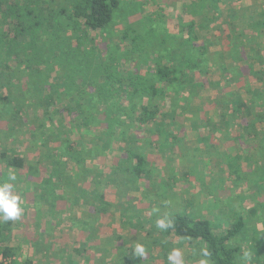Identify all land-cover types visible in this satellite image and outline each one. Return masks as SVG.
I'll list each match as a JSON object with an SVG mask.
<instances>
[{
    "label": "trees",
    "instance_id": "16d2710c",
    "mask_svg": "<svg viewBox=\"0 0 264 264\" xmlns=\"http://www.w3.org/2000/svg\"><path fill=\"white\" fill-rule=\"evenodd\" d=\"M218 2L195 0L186 7L207 27L214 18L208 16L209 12L215 9ZM67 3L66 7L56 9L50 7L48 0H0V116L6 112L10 121L19 109L22 111L29 104L34 105L32 108L36 112L39 106L42 107L50 120L54 119V113H59V120L56 124L53 122L59 131L52 136L59 145L56 150H50L48 162L43 161L44 165H50V169L42 175V170L38 172L41 161L27 166L29 177H37H31L34 182H30L32 188L28 202L39 213L42 207L37 206L41 201L47 207L46 214L55 218L61 212L65 213V205L68 206L66 213L72 211L75 216L78 204H87V209L79 211L81 218L76 219V225L82 226L79 233L86 231L91 237L95 236L96 230L93 227L96 214L91 209L97 210L98 219L101 218V213L106 212L105 194L100 188H87L84 183L79 189L77 180L62 173V170L74 162L83 171L87 159H91L89 157L94 152L101 155L102 151H106L117 133L118 139L127 145L123 146V156L113 166L114 172L118 175L119 170L126 169V176L135 184L141 179L151 183L152 169H148L145 155L133 146V140L128 141V130L132 131V126L128 124L137 123L139 127H144L153 120L154 127L148 132L157 139L161 136L167 140L170 132L165 130L162 121L156 120L159 106L153 100L166 93H171L178 102L192 100L205 84L197 77L207 72L203 65L208 45L195 33L197 24L192 19L184 22L181 14L176 32H169L163 23H157L159 29L154 32L158 33L157 39L152 36L137 41L138 32L132 34L128 24L120 32H113L112 26L118 18L115 16L121 11L120 0H67ZM202 9L207 11L200 14ZM137 11V6L131 5L129 13ZM254 23L258 28H264V14L258 15ZM147 28H150L149 24ZM92 31L105 32L104 56L96 45L84 46ZM111 35L129 39V47L123 50L112 48L107 43ZM97 51L100 57L95 61ZM260 61L264 59L260 58ZM23 77L28 79L26 89ZM17 78L19 82L15 85ZM44 84H49L46 93L42 89ZM65 99L70 102L69 105L54 107L55 103ZM223 104L228 106L227 109L230 107L235 116L240 114L245 117L247 114L244 118L247 131L250 129L259 135L264 154V97H256L251 104L238 95H232V99ZM66 116L72 118L71 129L78 134L75 138H70L63 130L65 125L61 124ZM258 123H262L263 127L256 130ZM92 129L99 130L100 143L92 145L91 141L89 147L83 140L86 137L84 134ZM48 130L49 134L53 133L51 126ZM0 155L8 166L24 167L21 156L12 155L7 159L6 155ZM122 161L128 163L125 169ZM131 161H135L134 164ZM230 176L233 183L240 179L236 171ZM252 212L251 207L247 214ZM164 218L170 219L173 226L161 232L183 242L196 240L198 248L195 254L207 259L208 264H264L256 245L264 243V236L257 241L252 237V241L257 243H248L247 247L242 242L248 236L247 232L264 235V230L257 228L258 221L245 217L241 212H237L235 220L223 232L215 231V224L210 219L199 218L187 209L168 213ZM2 237L0 234V252L11 256L12 249L2 246ZM203 250L209 253L207 258L202 257ZM245 253L250 255L245 257ZM22 264L33 262L27 259Z\"/></svg>",
    "mask_w": 264,
    "mask_h": 264
},
{
    "label": "rangeland",
    "instance_id": "374dc122",
    "mask_svg": "<svg viewBox=\"0 0 264 264\" xmlns=\"http://www.w3.org/2000/svg\"><path fill=\"white\" fill-rule=\"evenodd\" d=\"M48 1L50 7L56 9L68 5L67 0ZM120 1V13L123 15L119 13L115 16L119 19L116 18L117 22L112 26L113 32H120L128 24L132 34L138 32L137 41L152 36L154 40L157 39L158 33H156L157 35L154 33L159 29L157 23H163L169 32H176L179 23L178 16L181 14L184 19H187L188 15H184L186 11L183 10L184 8L182 12L179 8L178 12L175 0ZM134 4L138 11L129 13L131 5ZM249 10L250 6L243 7V15H251ZM254 13V19L251 17L246 21H240L251 24L250 32L253 33L256 40L258 27L254 20L258 15L264 14V5L258 6V11H253ZM221 17L222 13L215 12L211 21L212 29L207 33L210 38H213L211 34H215L216 37L227 34V27ZM196 19L194 17V21ZM234 19H238L236 15ZM148 24L150 28H147ZM88 36V41L84 46L90 47L94 44L103 52L102 56H104L105 32L92 31ZM129 41V39L120 38L118 35H111L107 38V43L112 48L114 46L120 50L129 47ZM261 41H264V34ZM262 51L264 52V46H262ZM99 57L97 51L94 54L95 61H98ZM197 79L207 85L205 75H201ZM27 81L28 79L23 77L24 88ZM14 82L16 85L19 82L18 78ZM42 89L46 93L49 90V84L42 85ZM210 91V86H204L192 100L186 102L175 101L176 98L171 93H166L163 97L153 100L159 106V116L156 120L160 123L162 121L166 127L165 130L170 132L171 136L167 140L161 136L157 139V136L148 132L154 127L153 120L144 127H139L137 123L135 125L128 124V126H132V131L128 130L127 133L128 141L133 140V146L139 148L146 156L148 169L156 170L152 175L154 180L152 186L146 181L147 186L146 184L138 186L129 176L127 177L128 171L125 169L127 162L122 161L124 171L119 170L118 175L114 172L113 166L121 159L123 146L127 145L126 142L118 139L117 133L107 149L108 151H102L101 155L94 152L92 157H89L91 159H87L85 162L83 171L77 168L78 164L74 162L69 163L66 169L62 170V173L77 180L79 189L83 187L84 183L87 188H100L105 194L106 212L101 213V218L98 219L97 210L90 209L92 213L96 214L93 219V227L96 229L94 235L104 236L110 246H107L105 250L100 249L96 247V244L88 242L91 240L86 231L79 233L82 226L76 225V219L81 215L79 211L87 209V204L81 203L80 206L79 203L75 216L72 211L66 213L68 206L65 205V213L61 212L55 218V216H50L51 214H46L47 207L41 201H38L39 205L37 206V203L31 198L37 207L42 208L39 213H36V210L31 208L30 202L29 219L23 214L19 218L20 221H11L14 235L16 234L19 238V240H14L16 244L14 248H11V258L19 264L27 259H34L33 264H73L72 261L77 264L87 262H91V264H140L141 262L134 254V247L136 243L145 242L146 238L144 237L148 225L151 228L152 222H157L161 215L182 208L193 211L199 218H209L215 224L213 227L217 232H223L228 224L235 220L237 212L243 213L247 218H254L253 220L258 221L257 224L264 223V198L261 197V194L264 193V177L260 172L261 169L264 170L262 140L258 141L259 135L247 136L249 131H247L244 120L247 114L246 117L240 116V114L235 116L230 107L227 109L215 106L214 103H208L205 99ZM69 104L70 102L65 99L63 102L55 103L54 107L60 108L61 105ZM71 104L73 105V103ZM32 106L34 105L29 104L22 111L19 109L20 112L15 113L10 121L7 120L6 112L0 116V154L6 155L7 159L12 155H18L25 162L24 167L20 169L8 166L0 155V176L7 179L9 172H15L17 181L26 180L29 186H31L30 182H34L31 180V177L34 176L29 177L27 166L41 161L42 165H39L38 172L42 170V175H44L46 169H50V165H44L43 161L48 162L46 160H48L47 155L50 150H56L59 145L52 139V136L59 131L53 124L59 120V113H54V119L50 120L43 113L42 107L39 106L36 112ZM173 110L175 111L171 113ZM71 120V117L66 116L61 125H65L63 130L67 131L70 138H75L78 134H76V130L71 129ZM258 125L263 127L262 123H258ZM50 126L53 129L51 134L48 130ZM61 132L59 134L62 135ZM84 135L86 137L83 142L86 146L90 147L88 143L91 141L92 145L100 143L99 130L92 129ZM134 162L131 161L133 164ZM232 162L239 164L243 169L240 172L238 169L236 170L240 177L236 183L232 182V177L229 174ZM36 182L38 183L37 180ZM261 185L262 188H260ZM93 206L96 208L95 205ZM251 207L253 212L247 214ZM73 216L74 218H72ZM77 221L81 222V220ZM141 223L145 226L138 235L141 238L136 237L138 233L134 237H130L129 234L137 231L136 226ZM25 229L30 231H24ZM71 233L77 234V236ZM247 233L248 236L242 239L245 246L248 243H255L259 237L263 238L264 236L255 231ZM75 237L76 239H74ZM252 237L256 238V241H252ZM174 238L175 240H166L164 255H167H163V257H159L158 248H155V245L159 247V243L153 242L150 251L146 249V253L152 254L151 258L154 260V264H169L168 254L175 248H179L184 254L185 264H201L202 258L195 254L198 248L196 240L183 242L178 241L177 237ZM94 241L97 242L96 239ZM148 242L147 240L146 243ZM256 245L264 259V253L262 255L264 243ZM63 258L65 262H63ZM138 258L140 257L138 256Z\"/></svg>",
    "mask_w": 264,
    "mask_h": 264
},
{
    "label": "crops",
    "instance_id": "0c3cea01",
    "mask_svg": "<svg viewBox=\"0 0 264 264\" xmlns=\"http://www.w3.org/2000/svg\"><path fill=\"white\" fill-rule=\"evenodd\" d=\"M175 2H176V7L178 8V12H179V8L180 9L184 8L183 10L187 11V12L185 11L184 13V15L188 14L186 16L187 19H184V17H182L184 22H187L190 19L194 21V17L197 18L194 21L197 24V26L194 27V31L199 38H202L200 40H203L208 45L207 59H206V63L203 65V67L207 72L206 74H202V75H205L207 77L206 80L207 85L204 84V86L207 87L210 86L211 91L205 100H207L208 103H214L215 106H221L227 108L228 106H225L223 103L226 100L232 99V95H238L241 97L243 101L251 104L255 102L256 97H258L259 99L264 97V72H263V77L261 74V72L264 70V64H263L264 61L262 62L260 61V58L264 59L263 58L264 52L262 51V46H264V41H261L263 39L264 28H258V32L256 34L258 38L255 40L253 33L250 32V30H252L251 24H246L244 22L242 23L240 21V20L246 21L248 18L254 16L255 13L253 14V11L255 12L258 11V6L264 5V0H219V2L216 3L215 9H212L211 12H209L208 16L212 18L215 15V12L222 13L221 20L227 27V34L217 37L215 34H211L213 38L207 36L208 31L212 29L211 22L209 26L204 27L202 19L200 21V19H198V16L191 14L192 13L191 10L187 9L186 7L194 3L195 0H175ZM254 4L256 5V7ZM248 6H250L249 12L251 11V15L249 16L243 15V7H248ZM206 11L207 10L202 9L200 14H203ZM234 14L237 16L239 20L234 19L235 16ZM199 22L200 24L198 25ZM218 27L222 28L221 26ZM211 45L214 47L211 48L210 47ZM260 128L261 126L256 124V130ZM248 131L249 132H247V136L254 135V133L251 132L250 129H248ZM243 134L245 135L246 133ZM255 136L258 135L255 134ZM258 141H261V139L259 138ZM146 160L148 163L147 158ZM232 163L234 165L231 164L229 174L231 172H235L237 169L239 170V172L243 170L239 164L235 162ZM155 171L156 170L152 169V175H154ZM251 172H253V170H251ZM260 172L263 173V177H264L263 169H261ZM2 180H6V179L5 178L3 179L2 176H0V181ZM153 183L154 180L151 179L150 185L152 186ZM144 184H146L144 179L137 180L136 185L140 186ZM258 184H260V182H258ZM260 188H262V185ZM16 189L21 194L24 200V203L22 205L24 208L23 214H25V217L29 219L30 208H29L28 200L30 196L31 186H29L28 181L21 180V182L16 181ZM261 197L264 198V193L261 194ZM183 209L186 208H182L181 210ZM172 212L174 211H171L169 213ZM166 215L167 214L161 215V218H164ZM57 219L59 220V218ZM18 220L20 221V219ZM152 223L153 225L151 226V228L150 225H148L149 231L148 229L146 230V234L144 237L146 239L145 242H143L142 244L145 246V250L147 249L150 251L153 247L152 246L153 242L159 243V247L155 245V248H158L159 257H163L164 252L166 253L165 251L166 243H167L166 240L167 239L175 240L174 238L175 236H169L162 233L161 232L162 230L156 226V222H152ZM0 226H1L0 234L3 236L1 239L2 246L6 248H14L16 244L14 240L15 239L19 240V238L16 234L14 235V230L12 229L11 221L0 222ZM136 227H137V231L131 232L129 234L130 237H134L138 233L136 235V237L138 238L139 237L138 235L141 232V230L143 231L145 228L144 224L142 223L137 225ZM24 231H30V230L25 229ZM66 235L69 234L66 233ZM74 235L77 236V234ZM74 239H76V237ZM89 239L91 241H88V239L87 241L90 244H96V247H99L100 249L105 250L107 246H110L109 241L108 242L105 241L104 236L100 237L96 235L89 237ZM95 239L97 240V242L94 241ZM147 240L149 241L148 243H146ZM113 249L114 247L112 248V250ZM40 254L42 255V252ZM149 254L150 252L146 253L145 255L146 258L143 257L138 258L137 256V259L141 262L139 263L154 264V260L151 258L152 254H150V257ZM32 262H34V259H32ZM63 262H65L64 258H63ZM72 262L73 264H77L75 261ZM80 264H91V262L80 263Z\"/></svg>",
    "mask_w": 264,
    "mask_h": 264
},
{
    "label": "clouds",
    "instance_id": "9594fccd",
    "mask_svg": "<svg viewBox=\"0 0 264 264\" xmlns=\"http://www.w3.org/2000/svg\"><path fill=\"white\" fill-rule=\"evenodd\" d=\"M17 175L15 172H9L7 179L0 181V222L18 220L23 212L24 200L16 189ZM156 226L161 230H166L173 226L172 221L166 218H158ZM258 228L264 230V224H258ZM134 254L139 257L146 255L145 246L142 243H136ZM202 257L207 258L209 253L206 250L201 252ZM250 254L245 253V257ZM169 264H185L184 254L179 248L173 249L167 257ZM201 264H208L207 259H202Z\"/></svg>",
    "mask_w": 264,
    "mask_h": 264
},
{
    "label": "built area",
    "instance_id": "2783aa9c",
    "mask_svg": "<svg viewBox=\"0 0 264 264\" xmlns=\"http://www.w3.org/2000/svg\"><path fill=\"white\" fill-rule=\"evenodd\" d=\"M0 264H19V262L11 258V256H6L0 252Z\"/></svg>",
    "mask_w": 264,
    "mask_h": 264
}]
</instances>
